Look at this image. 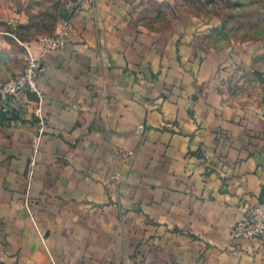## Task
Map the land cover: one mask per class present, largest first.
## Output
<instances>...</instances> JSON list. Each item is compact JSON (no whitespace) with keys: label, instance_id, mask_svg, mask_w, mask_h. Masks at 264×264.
<instances>
[{"label":"crops","instance_id":"1","mask_svg":"<svg viewBox=\"0 0 264 264\" xmlns=\"http://www.w3.org/2000/svg\"><path fill=\"white\" fill-rule=\"evenodd\" d=\"M127 14L86 1L65 47L37 60L31 178L36 99L13 119L0 108V264H264V237L229 236L263 197L264 105L225 100L178 26L135 29ZM24 56L0 35V83Z\"/></svg>","mask_w":264,"mask_h":264},{"label":"rangeland","instance_id":"2","mask_svg":"<svg viewBox=\"0 0 264 264\" xmlns=\"http://www.w3.org/2000/svg\"><path fill=\"white\" fill-rule=\"evenodd\" d=\"M86 1L0 0V35L25 51L24 67L15 75L25 70L29 56L42 57L39 40L65 30L63 24ZM120 1L135 29L158 31L173 24L181 28L194 59L216 64L229 103L249 108L264 105V0ZM30 44L38 47L37 54L30 55L26 49ZM6 115L15 117L12 112Z\"/></svg>","mask_w":264,"mask_h":264},{"label":"built area","instance_id":"3","mask_svg":"<svg viewBox=\"0 0 264 264\" xmlns=\"http://www.w3.org/2000/svg\"><path fill=\"white\" fill-rule=\"evenodd\" d=\"M65 30L53 36L43 37L39 40L40 55L44 56L51 52L63 49L67 41V23L63 24ZM39 72L38 62L29 56L28 64L25 70L18 75L6 80L0 84V108L1 112L6 115L19 107L20 101L27 95H33L36 99V108L33 114L36 124L39 126L38 135L33 141V158L30 161L28 175L31 178L35 165V155L39 151L41 137L44 131L45 118L42 113L43 95L37 86V75ZM240 210L243 218L234 224L230 230V238L232 240L245 239L249 241H258L264 237V184L263 197L255 205L242 203Z\"/></svg>","mask_w":264,"mask_h":264}]
</instances>
